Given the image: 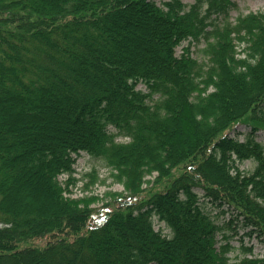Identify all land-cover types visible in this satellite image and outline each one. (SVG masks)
Returning <instances> with one entry per match:
<instances>
[{
    "label": "trees",
    "instance_id": "trees-1",
    "mask_svg": "<svg viewBox=\"0 0 264 264\" xmlns=\"http://www.w3.org/2000/svg\"><path fill=\"white\" fill-rule=\"evenodd\" d=\"M235 8L0 0V264H264L204 203L264 237V13L232 24ZM189 39L205 41L206 64L174 56ZM240 125L250 132L230 138ZM81 153L111 170L121 203L70 197Z\"/></svg>",
    "mask_w": 264,
    "mask_h": 264
},
{
    "label": "rangeland",
    "instance_id": "rangeland-1",
    "mask_svg": "<svg viewBox=\"0 0 264 264\" xmlns=\"http://www.w3.org/2000/svg\"><path fill=\"white\" fill-rule=\"evenodd\" d=\"M156 3V5L161 6V3L166 0H152ZM182 3L185 5H189L193 3V0H182ZM236 8L229 13L228 21L232 24L235 23L238 17L246 16L250 13H264V0H234ZM221 23V20L219 21ZM235 51L239 53L243 49H246L247 45L244 44H236L234 43ZM205 48V41H201L198 44L192 42L190 39L184 41L179 44L174 49V56L179 58L185 49L189 50V57L195 60L199 64H206V59L201 56L199 53L202 49ZM236 59H243V54H239L236 56ZM136 90L146 93L145 87L141 84L137 85ZM213 90L210 88L207 93H211ZM157 99V97H154ZM248 119L254 118L251 114L247 115ZM255 119V118H254ZM256 122V121H254ZM113 131V130H111ZM250 132V128L246 126H238L235 130L229 133L230 138H234L238 133L240 134L237 138L242 140L243 137ZM256 140L264 145V132L260 131L256 133ZM236 138V137H235ZM116 143H127L128 140L126 138L118 137L115 140ZM240 171L243 173H251L255 164L252 161H244L242 163L237 164ZM75 173L73 177L75 178V182L69 185V190H71V198H78L81 196H97L99 199L96 203L91 205V208L99 209L102 208L103 205L114 203H121L120 197H114L111 194H125L123 193L124 188L121 184L116 183V179L112 178L111 170L103 164L100 160L91 159L88 155L81 153L78 157L75 158L74 164ZM188 172V171H187ZM91 174V178H83L85 174ZM174 174H179V171H175ZM156 174L146 175L144 177L145 181H149V184H144L143 189L151 186V182L155 178ZM67 177L62 175L59 177V181L64 183ZM92 182V183H91ZM84 183L89 184V188L87 191L83 190ZM198 196L202 201L203 193L201 190H196ZM116 200V201H115ZM128 201V200H126ZM205 208L207 211L211 212V215L217 218L218 223H228L230 218H233V223L229 227V236L232 237L231 245L238 248L239 243L238 240L243 241V244H252L255 249L254 252L259 254L264 258V237L254 233L251 235L250 240L246 234L251 230L249 228H243L242 218L238 217V213L234 211L232 208L228 209L226 207H220L218 204H213L209 202L208 199H205ZM222 212L224 214H222ZM237 216V218H236ZM153 229L155 232H160L163 236L170 238V232L165 228L162 222H158L156 218H153ZM218 244L216 248H218ZM236 255V252L230 253L228 256L232 259Z\"/></svg>",
    "mask_w": 264,
    "mask_h": 264
}]
</instances>
